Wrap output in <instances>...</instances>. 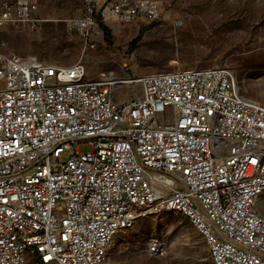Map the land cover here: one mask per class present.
Masks as SVG:
<instances>
[{
	"label": "built area",
	"instance_id": "1",
	"mask_svg": "<svg viewBox=\"0 0 264 264\" xmlns=\"http://www.w3.org/2000/svg\"><path fill=\"white\" fill-rule=\"evenodd\" d=\"M99 1L84 0L81 16L67 23L87 53L100 23L150 22L161 13L157 0ZM37 8L33 0L0 1V27H33ZM227 70L130 77L139 92L116 103L114 82L87 77L82 62L0 53V264L113 261L99 251L110 227L132 218L119 214L123 202H136L139 215L144 202L187 206L213 264H264V221L249 213L264 181V102L236 101ZM163 247L153 240L146 251L162 255Z\"/></svg>",
	"mask_w": 264,
	"mask_h": 264
},
{
	"label": "rangeland",
	"instance_id": "2",
	"mask_svg": "<svg viewBox=\"0 0 264 264\" xmlns=\"http://www.w3.org/2000/svg\"><path fill=\"white\" fill-rule=\"evenodd\" d=\"M33 1L39 21L33 27L20 21L2 25L0 53L32 55L60 66L82 62L89 78L112 73L130 80L147 73L225 66L235 72L242 96L264 101V0H157V20L107 23L109 40L102 32L88 53L67 25L81 16L84 0ZM139 89L135 82H114L112 100L125 102ZM257 210L264 212V190ZM156 239L163 241L162 255L146 251L147 242ZM109 256L120 264H212L201 234L176 211L139 218L115 237Z\"/></svg>",
	"mask_w": 264,
	"mask_h": 264
},
{
	"label": "bare ground",
	"instance_id": "3",
	"mask_svg": "<svg viewBox=\"0 0 264 264\" xmlns=\"http://www.w3.org/2000/svg\"><path fill=\"white\" fill-rule=\"evenodd\" d=\"M103 79L110 80L111 82H126V79H120L112 75V73L103 74L101 76ZM226 79H233L232 81V88L236 89V101L245 102L247 105H258L263 103L264 101H257L254 99L246 98L241 95L240 89L238 86V81L236 78L235 72L228 68L226 71ZM100 101H107V94H100ZM83 120H93V113H83ZM264 190V181H259L258 189L255 196H250L249 200V213L254 216H258L261 221H264V212H259L257 210V199L259 195ZM155 200L157 201H166V194L165 193H155ZM137 210V203L136 202H123V206H119V214H126V211H132V218H127L121 223L114 224L110 227V235L107 236L105 239V246L101 248L99 251V258L101 259H109V250L114 243L115 237L126 230H129L133 227L135 222L141 218L146 217L149 215H156L159 212L164 211H176L183 214L192 226L201 234V230H198V220L195 213L189 211L187 206L176 205L175 203H164L161 204H153L151 202H144V210L134 211ZM155 241H158L157 239ZM211 260V259H210ZM212 262V261H211ZM106 264H120L113 261H108ZM213 264V262H212Z\"/></svg>",
	"mask_w": 264,
	"mask_h": 264
},
{
	"label": "trees",
	"instance_id": "4",
	"mask_svg": "<svg viewBox=\"0 0 264 264\" xmlns=\"http://www.w3.org/2000/svg\"><path fill=\"white\" fill-rule=\"evenodd\" d=\"M100 26L103 30V36L105 38V40H109L110 37V29L105 25L100 23ZM136 39L134 41H131V46L133 47L134 43H135Z\"/></svg>",
	"mask_w": 264,
	"mask_h": 264
},
{
	"label": "snow or ice",
	"instance_id": "5",
	"mask_svg": "<svg viewBox=\"0 0 264 264\" xmlns=\"http://www.w3.org/2000/svg\"><path fill=\"white\" fill-rule=\"evenodd\" d=\"M252 162H253L254 164L256 163V161H255V160H253Z\"/></svg>",
	"mask_w": 264,
	"mask_h": 264
}]
</instances>
